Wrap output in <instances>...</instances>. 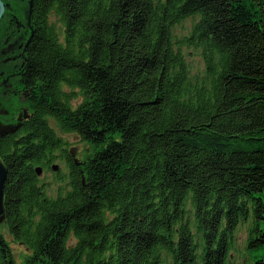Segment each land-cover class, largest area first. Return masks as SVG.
<instances>
[{"label": "trees", "instance_id": "obj_1", "mask_svg": "<svg viewBox=\"0 0 264 264\" xmlns=\"http://www.w3.org/2000/svg\"><path fill=\"white\" fill-rule=\"evenodd\" d=\"M34 18L39 98L5 184L24 264H264V0H35ZM50 118L92 148L64 149L55 196ZM0 251L13 264L2 233Z\"/></svg>", "mask_w": 264, "mask_h": 264}, {"label": "flooded vegetation", "instance_id": "obj_2", "mask_svg": "<svg viewBox=\"0 0 264 264\" xmlns=\"http://www.w3.org/2000/svg\"><path fill=\"white\" fill-rule=\"evenodd\" d=\"M2 2L4 11L0 16V159L9 168L7 157L14 154L17 145H21L22 138L27 136V130L35 119L34 106L39 98V88L32 84L29 69L30 47L38 30V23L34 18L35 0ZM53 123L58 127L55 119L50 118V126L58 135L59 146L55 149L54 161L37 165L42 167V174L47 169L54 171L53 165L59 164L56 161H64L66 145ZM67 149L70 152L71 147ZM71 158L75 160L72 154Z\"/></svg>", "mask_w": 264, "mask_h": 264}, {"label": "rangeland", "instance_id": "obj_3", "mask_svg": "<svg viewBox=\"0 0 264 264\" xmlns=\"http://www.w3.org/2000/svg\"><path fill=\"white\" fill-rule=\"evenodd\" d=\"M191 25L192 24L189 21L185 23V27L189 28ZM178 30L181 32L180 28H178ZM193 60L195 61L196 64H198L199 59L197 57ZM81 100H82V96L78 95V98L77 99L75 98L73 100L74 106H76V104L81 102ZM53 126L57 129L59 135L63 137L66 148L68 147L75 148V155L78 159L83 160L88 156L92 148L88 143L84 142L78 134H76L75 132H62L56 126L55 123H53ZM56 162L60 164L59 165L60 169L58 172L55 173L54 171L47 169L40 176V178L42 179V182H45L46 184H48V188H47L48 194L52 196L57 195L58 188L60 186L58 173L59 172L66 173L67 171L65 161L58 160ZM0 233L4 235V237L6 238L8 242V245L10 246L13 264H24V258L26 254L28 253V249L24 245L20 244L19 242L13 239V237L9 234L6 223L4 222H0ZM242 240L243 239H240V241ZM7 260H8V257L3 256V254L0 251V264H5Z\"/></svg>", "mask_w": 264, "mask_h": 264}, {"label": "water", "instance_id": "obj_4", "mask_svg": "<svg viewBox=\"0 0 264 264\" xmlns=\"http://www.w3.org/2000/svg\"><path fill=\"white\" fill-rule=\"evenodd\" d=\"M4 11V4L2 0H0V16ZM70 152L74 157V161L77 165L81 164L80 160L76 157L75 158V148H71ZM60 166L59 164L53 165L54 171H59ZM42 167L37 166L36 172L38 175L42 174ZM8 177V168L5 166L4 162L0 159V222L6 221V210H5V184Z\"/></svg>", "mask_w": 264, "mask_h": 264}]
</instances>
